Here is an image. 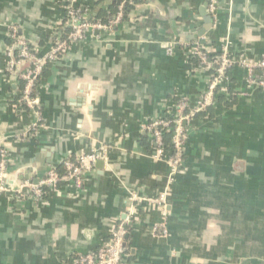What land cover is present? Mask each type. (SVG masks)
I'll return each instance as SVG.
<instances>
[{"label":"crops","instance_id":"1","mask_svg":"<svg viewBox=\"0 0 264 264\" xmlns=\"http://www.w3.org/2000/svg\"><path fill=\"white\" fill-rule=\"evenodd\" d=\"M212 1L213 27L197 38ZM70 3L92 22L123 0H0V148L16 185L95 149L107 148L106 158L79 188L63 184L42 202L0 194V264H73L121 221L131 227L122 264H264V88L242 64L264 58V0H132L118 25L92 30L42 72L43 127L33 134L22 81L7 72L11 28L44 57ZM193 43L210 56L225 44L237 63L213 116L187 123L186 171L169 184L144 127L207 91L212 70L191 60ZM164 189V209L133 201Z\"/></svg>","mask_w":264,"mask_h":264},{"label":"built area","instance_id":"2","mask_svg":"<svg viewBox=\"0 0 264 264\" xmlns=\"http://www.w3.org/2000/svg\"><path fill=\"white\" fill-rule=\"evenodd\" d=\"M216 2L212 1L209 6V13L214 16L216 12ZM67 17L64 26L71 28V33L66 40L59 39L52 50L44 57L38 56L36 48L30 47L24 40H22L17 30L12 27L10 37L12 45L8 48L9 62L7 64V72L9 74H16L19 79L24 82L20 102L21 105H26L30 108L37 119L32 126L31 133H36L37 130L43 127V115L39 106L38 98L36 97V90L39 86V78L43 72L44 67L55 61L61 55L69 50V45L74 42L82 41L92 30H106L118 25L124 15L122 7L119 12L111 20L110 25H103L98 22L86 21L79 10L70 3L66 7ZM174 47L168 48V53H173ZM18 50V54L15 52ZM189 56L197 57L201 64L209 67L215 73L209 83L207 91L203 94L196 106H191L189 101L183 98L173 108L170 109V115L173 118L168 120L167 111L166 116L160 120H153L145 125L144 129L148 132L151 141L154 144L153 158L158 161H165L170 166L169 184L183 175L186 171L187 161L185 157V147L187 142V123L191 122L198 113L215 104V93L217 89L221 88L226 80L227 70L233 65H236L237 57L231 54L227 45H221L220 51L217 53L216 67L209 61V54L198 43L190 44L187 47ZM216 55V54H215ZM31 62L32 66L26 67V62ZM244 66L249 68L253 73L260 70L261 76L257 80L258 84L264 88V58L257 62V64H247L242 62ZM221 90V89H220ZM173 128L172 152L168 154L163 143V135L165 131ZM107 148L95 149L91 153L78 157L75 161L70 159L65 160L62 164L66 170L63 176L58 174L56 168L48 171L46 176L34 183L32 180H26L19 184L10 183L7 172L9 166V158L6 149L0 148V194H10L15 198H29L31 200L42 202L44 200V189L55 191L59 188V183L73 185L79 188L84 179L85 170L93 169V166L100 160H105ZM170 191L164 189L158 194L156 198L142 199L133 197V201L148 202L165 208ZM162 235L167 236L166 227L162 226ZM129 234L127 222H119L110 239L95 251L84 254H76L73 259V264H122L127 258L126 237Z\"/></svg>","mask_w":264,"mask_h":264},{"label":"trees","instance_id":"3","mask_svg":"<svg viewBox=\"0 0 264 264\" xmlns=\"http://www.w3.org/2000/svg\"><path fill=\"white\" fill-rule=\"evenodd\" d=\"M132 0H123V4L121 6H115V7H110L107 11L106 10H100L99 11V14L96 18H93L91 21L92 22H98V23H101L103 25H107L109 26L110 25V22L111 20L114 19V17L117 15V13L119 12V9L122 7V10H123V15L124 16H128L132 10H133V6L130 4ZM82 15V14H81ZM60 30H64L61 32V34L59 36L56 37V40L54 43H56L59 39H62V40H66L67 37L69 36V34L71 33V29L70 28H64V26H62V29ZM59 30V31H60ZM15 54H18V50L15 52ZM219 54H216V55H213V56H210L209 55V61L214 64V66L216 67V60H217V56ZM191 60L193 61H197L199 63H201V61L199 60V58L197 57H193L191 58ZM26 67L28 66H32V63L31 62H26L25 64ZM47 66H49L48 64L44 67L43 69V72H45V69L47 68ZM235 65H233L230 69L227 70V73H226V77L229 76L230 72L233 70ZM258 72V73H257ZM213 73H215L213 70H212V75ZM256 76L257 77H260L261 76V72L260 70H256ZM42 75V74H41ZM41 78V77H40ZM39 78V83H40V79ZM24 87V82H22V89ZM221 89V88H220ZM219 88L217 89L216 93H215V103L218 102L222 97H219V94H220V90ZM183 98H178L177 99V103L180 102ZM215 106V104L207 109H205L204 111L198 113L196 115L195 118H198V117H205V116H213V107ZM170 110H168L169 112ZM167 118L168 120H172L173 118L171 117L170 115V112L167 114ZM188 125H186L185 127L187 128ZM173 128L169 131H165L164 132V135H163V143L166 147V150L168 152V154H170L172 152V139H173V135H174V132H173ZM153 144V142H152ZM154 146V144H153ZM185 159L186 158V155L184 157ZM72 161H75V160H72ZM57 171H58V174L60 176H63L65 173H66V170L64 168V165L61 164L60 167L57 168ZM63 184L62 183H59V187L62 186ZM52 191H50L49 189H44V199H46V197L51 194ZM128 231L130 232L131 231V227L128 228ZM100 248V247H99ZM98 249V248H97Z\"/></svg>","mask_w":264,"mask_h":264},{"label":"water","instance_id":"4","mask_svg":"<svg viewBox=\"0 0 264 264\" xmlns=\"http://www.w3.org/2000/svg\"><path fill=\"white\" fill-rule=\"evenodd\" d=\"M210 1V0H208ZM109 4H111L110 2H107V6H109ZM113 5L116 4V2H112ZM117 4H121L120 1L117 2ZM209 4H205V6L201 9V13L202 16L204 18V22L205 24L203 25V27L198 31V33L195 35V37L200 38L203 37L206 33H208L212 27H213V17L210 13L206 12V8H208ZM104 164L103 160L98 161L96 164ZM33 181V180H32ZM34 183H38V180H34Z\"/></svg>","mask_w":264,"mask_h":264}]
</instances>
